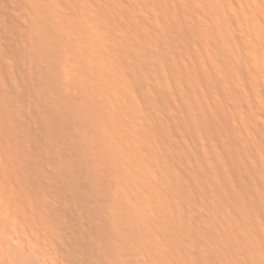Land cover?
Segmentation results:
<instances>
[{"label": "rangeland", "instance_id": "rangeland-1", "mask_svg": "<svg viewBox=\"0 0 264 264\" xmlns=\"http://www.w3.org/2000/svg\"><path fill=\"white\" fill-rule=\"evenodd\" d=\"M6 4L19 15L43 79L60 83V69L76 55L84 57L76 9L83 12L89 30L99 35L93 59H113L122 71L129 62L139 64L142 91L152 99V105L142 104L141 176L136 175L134 188L123 190L131 196L124 207H110L123 217L116 221L123 249L133 248L134 233L140 231L145 238L156 241L160 236L168 247L178 248L180 206H175L176 224L169 233V217L149 205L156 201L163 205L166 183H182L203 199L201 174L218 197L208 226L196 229L189 224L190 249L204 254L211 244L207 256L215 264H264V0H6ZM4 15L0 11V24ZM2 47L6 61L11 48L16 51L18 46L0 28ZM174 156L179 160L175 177L170 174ZM164 243L154 248L159 263L153 264L170 263ZM28 253L22 259L40 263L38 252V258L34 250Z\"/></svg>", "mask_w": 264, "mask_h": 264}, {"label": "bare ground", "instance_id": "bare-ground-1", "mask_svg": "<svg viewBox=\"0 0 264 264\" xmlns=\"http://www.w3.org/2000/svg\"><path fill=\"white\" fill-rule=\"evenodd\" d=\"M0 11L5 14L0 28L18 46L6 61L0 49V250H8L3 252L12 260L1 252L0 264H35L30 250L40 254L39 264L159 263L154 248L164 243L160 236L156 242L133 232V248L123 249L116 222L123 217L112 209L124 207L131 196L123 190L141 174L142 104L152 105V99L142 91L138 62L122 71L113 59H93L99 35L76 9L84 57L76 55L60 69V83L43 79L19 15L7 9L6 0ZM170 163L175 177L179 160L174 156ZM199 180L206 187L203 199L182 183H166L163 205H149L169 217V233L176 224L175 206L182 210L176 224L179 247L164 243L169 264H215L207 256L210 243L203 254L187 241L190 225L208 226L218 197L207 177L200 174ZM24 253L33 260L22 259Z\"/></svg>", "mask_w": 264, "mask_h": 264}]
</instances>
